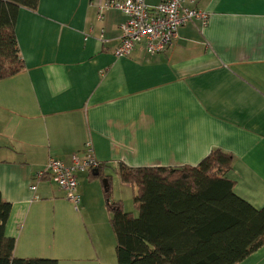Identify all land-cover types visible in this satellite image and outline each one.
I'll use <instances>...</instances> for the list:
<instances>
[{
  "label": "crops",
  "instance_id": "0c3cea01",
  "mask_svg": "<svg viewBox=\"0 0 264 264\" xmlns=\"http://www.w3.org/2000/svg\"><path fill=\"white\" fill-rule=\"evenodd\" d=\"M103 1L19 9L24 68L0 80V194L11 204L5 233L17 257L108 264L90 231L96 213L107 218L103 180L77 173L75 211L60 187L38 177L49 158L69 163L87 141L114 182L118 162L195 166L219 149L232 157L235 193L264 206V0H186L209 13L205 27L183 25L164 53L138 44L119 58L124 16L98 18ZM236 264H264V243Z\"/></svg>",
  "mask_w": 264,
  "mask_h": 264
},
{
  "label": "trees",
  "instance_id": "16d2710c",
  "mask_svg": "<svg viewBox=\"0 0 264 264\" xmlns=\"http://www.w3.org/2000/svg\"><path fill=\"white\" fill-rule=\"evenodd\" d=\"M38 2L0 0V80L24 68L15 22L20 8L36 10ZM231 162V155L219 149L195 166L130 167L118 162L120 181L135 187L136 216L113 199L105 163L89 170L103 180L117 264H236L259 248L264 243V206L255 207L235 193V181L228 176ZM10 211L11 204L0 194V264H57L53 258L13 254L15 239L5 233Z\"/></svg>",
  "mask_w": 264,
  "mask_h": 264
},
{
  "label": "built area",
  "instance_id": "2783aa9c",
  "mask_svg": "<svg viewBox=\"0 0 264 264\" xmlns=\"http://www.w3.org/2000/svg\"><path fill=\"white\" fill-rule=\"evenodd\" d=\"M107 10H117L124 16L119 26L120 40L113 50L117 58L129 56L138 44H143L149 55L164 53L177 39L183 25L198 22L205 27L209 21L208 12L200 7L187 6L186 0H161L156 5H149L145 0H104L98 6V18H102ZM102 35L101 31L99 37L102 38ZM84 148L82 155L72 154L69 163L49 158L46 171L38 174V177L47 175L60 187L75 211L80 206L77 173L94 170L100 164L93 155L90 141L85 143ZM31 189L34 190L35 185Z\"/></svg>",
  "mask_w": 264,
  "mask_h": 264
},
{
  "label": "rangeland",
  "instance_id": "374dc122",
  "mask_svg": "<svg viewBox=\"0 0 264 264\" xmlns=\"http://www.w3.org/2000/svg\"><path fill=\"white\" fill-rule=\"evenodd\" d=\"M110 174H112L110 172ZM118 181H111L112 186V196L114 198H118L122 202V206L124 210L130 211L137 215V210L134 208L133 204V195L135 194V187L129 184H125L120 181L117 177ZM72 207V205H71ZM106 217L104 221L101 223V218L96 213V221L97 225H90L91 236L98 245V248L104 253V259L108 264H117L116 255H115V235L111 228L110 220V212L107 210Z\"/></svg>",
  "mask_w": 264,
  "mask_h": 264
}]
</instances>
